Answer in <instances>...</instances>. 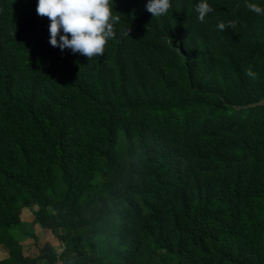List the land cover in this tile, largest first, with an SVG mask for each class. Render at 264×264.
Wrapping results in <instances>:
<instances>
[{
    "label": "trees",
    "instance_id": "16d2710c",
    "mask_svg": "<svg viewBox=\"0 0 264 264\" xmlns=\"http://www.w3.org/2000/svg\"><path fill=\"white\" fill-rule=\"evenodd\" d=\"M37 3L0 0V264H264V15L113 0L89 60ZM26 208L59 248L24 254Z\"/></svg>",
    "mask_w": 264,
    "mask_h": 264
},
{
    "label": "clouds",
    "instance_id": "9594fccd",
    "mask_svg": "<svg viewBox=\"0 0 264 264\" xmlns=\"http://www.w3.org/2000/svg\"><path fill=\"white\" fill-rule=\"evenodd\" d=\"M245 6L257 15H264V7L256 3L246 0ZM170 7V0H148L146 4L153 17L166 14ZM195 11L197 19L203 22L214 9L208 0H198ZM36 12L50 21L49 42L53 47L61 51L71 49L89 60L104 55L105 45L116 37L114 25L120 22V15L113 14V0H38ZM217 28L221 31L228 28L236 30L237 24L235 21H228L227 25L220 22ZM129 32L130 29L122 35L129 37ZM245 74L251 79L257 75L251 65Z\"/></svg>",
    "mask_w": 264,
    "mask_h": 264
},
{
    "label": "rangeland",
    "instance_id": "374dc122",
    "mask_svg": "<svg viewBox=\"0 0 264 264\" xmlns=\"http://www.w3.org/2000/svg\"><path fill=\"white\" fill-rule=\"evenodd\" d=\"M21 219L23 224L15 230L16 238L20 241L23 240L24 233L32 231L37 236V244H34L33 240L27 239L22 242L23 252L28 257H35L39 249L43 246L44 243H51L54 247L59 248V243L55 239L54 235L48 231L40 229L37 226H31L32 221V209H23L21 211ZM7 256V249L4 246H0V258H5Z\"/></svg>",
    "mask_w": 264,
    "mask_h": 264
}]
</instances>
